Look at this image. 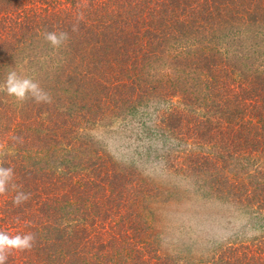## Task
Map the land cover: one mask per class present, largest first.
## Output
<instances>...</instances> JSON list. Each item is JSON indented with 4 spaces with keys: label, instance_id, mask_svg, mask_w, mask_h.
I'll return each instance as SVG.
<instances>
[{
    "label": "trees",
    "instance_id": "1",
    "mask_svg": "<svg viewBox=\"0 0 264 264\" xmlns=\"http://www.w3.org/2000/svg\"><path fill=\"white\" fill-rule=\"evenodd\" d=\"M3 27L0 86L16 71L51 98L15 103L0 87V167L13 170L16 185L0 195L7 203L0 220L9 223L0 231L35 237L5 264H128L127 256L151 264L145 239L130 233L137 223L117 220L127 206L115 198L126 194L134 167L91 136L142 118L151 102L159 103L154 136L173 142L166 153L182 145L191 155L203 152L185 173L204 179L196 188L207 191L206 201L264 218V0H89L72 11L35 10L19 26ZM46 32L67 39L53 47ZM18 192L30 195L16 205ZM152 195L156 229L162 221L153 206L191 202L170 187ZM233 251L223 247L209 264H264L248 247ZM161 258L156 251L151 260L176 264L179 257Z\"/></svg>",
    "mask_w": 264,
    "mask_h": 264
},
{
    "label": "rangeland",
    "instance_id": "2",
    "mask_svg": "<svg viewBox=\"0 0 264 264\" xmlns=\"http://www.w3.org/2000/svg\"><path fill=\"white\" fill-rule=\"evenodd\" d=\"M88 1L53 0L50 2L51 6L46 7L47 5L42 4L40 0H11L10 5L7 0H0L3 3L0 7V29L12 23L19 26L20 22L31 16L35 10L38 14L43 13L46 8L52 12L72 11L74 6ZM15 103L23 102L15 100ZM151 103L152 106L143 112L142 118L137 116L134 122L129 121L130 119L119 120L108 132L104 128H96L91 133L116 162L122 163L125 167H134L126 194L117 195L115 198L118 203L127 206V209L125 207L119 209L120 215L117 220L121 222L120 224L129 221L137 223V227L130 233L134 238L140 236L145 239L144 251L151 264H159V261L151 260L156 251L161 253V257H166L161 258L164 263H171L172 259L179 257L176 264L186 262L209 264L213 263L214 254L218 255V251L226 246L234 247L232 253L234 256L243 253L242 249L248 247L251 254L264 258V218L245 216L226 201L214 198L206 201L207 191L196 188L204 179L191 172L185 173L192 155H201L203 152L194 149L191 155V147L182 145L179 151L166 153L165 150L173 142L154 136L151 116L154 115L155 108L158 107L156 104L159 103ZM167 154H173V158L167 159ZM172 163L177 166L176 169L170 168ZM182 165H185L184 170L176 173ZM167 187L189 194L191 202L184 207L181 203L172 206L158 205V210L157 206H153L156 215H161L162 221L160 228L156 229L157 226L148 213L149 204L155 200L152 189L159 192ZM0 201V206L7 204L3 202L2 196ZM138 201L141 202L136 208ZM139 216L143 220H140ZM141 223L143 227L140 226ZM6 225L9 223L0 220L2 231H6ZM153 249L157 250L151 253ZM127 257H130L128 264H131L132 256ZM123 259L125 261L126 258Z\"/></svg>",
    "mask_w": 264,
    "mask_h": 264
},
{
    "label": "clouds",
    "instance_id": "3",
    "mask_svg": "<svg viewBox=\"0 0 264 264\" xmlns=\"http://www.w3.org/2000/svg\"><path fill=\"white\" fill-rule=\"evenodd\" d=\"M45 39L50 42L53 47H59L66 39L67 34L61 32H46ZM3 87L6 94L14 97L17 102H23L29 98L34 99L37 103H50V96L44 92L40 85L32 78L23 76L16 71L7 73ZM13 179V170L11 168L0 167V195L7 192L9 185ZM15 188L16 185L11 184ZM30 194L18 192L13 203L16 205L28 200ZM34 234L9 236L5 232L0 231V264H5L8 255L12 250L24 251L30 250L33 246Z\"/></svg>",
    "mask_w": 264,
    "mask_h": 264
}]
</instances>
